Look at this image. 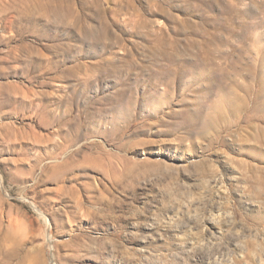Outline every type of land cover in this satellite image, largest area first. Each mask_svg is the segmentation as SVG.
Segmentation results:
<instances>
[{
    "label": "rangeland",
    "instance_id": "obj_1",
    "mask_svg": "<svg viewBox=\"0 0 264 264\" xmlns=\"http://www.w3.org/2000/svg\"><path fill=\"white\" fill-rule=\"evenodd\" d=\"M0 264H264V0H0Z\"/></svg>",
    "mask_w": 264,
    "mask_h": 264
},
{
    "label": "bare ground",
    "instance_id": "obj_2",
    "mask_svg": "<svg viewBox=\"0 0 264 264\" xmlns=\"http://www.w3.org/2000/svg\"><path fill=\"white\" fill-rule=\"evenodd\" d=\"M216 109H218V107Z\"/></svg>",
    "mask_w": 264,
    "mask_h": 264
}]
</instances>
